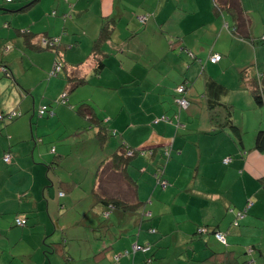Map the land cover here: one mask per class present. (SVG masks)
I'll list each match as a JSON object with an SVG mask.
<instances>
[{
  "label": "crops",
  "instance_id": "0c3cea01",
  "mask_svg": "<svg viewBox=\"0 0 264 264\" xmlns=\"http://www.w3.org/2000/svg\"><path fill=\"white\" fill-rule=\"evenodd\" d=\"M52 1L0 8V28L8 24L0 36L15 46L8 54L0 42V264H264V150L253 137L264 130V106L247 87L264 73V0ZM232 5L241 10L238 29ZM105 24L111 32L95 48ZM157 55L169 59L167 70ZM8 61L24 69L18 85ZM55 61L61 78L45 80ZM212 79L228 89L223 98L206 92ZM181 85L185 111L176 102ZM84 87L107 99L94 105ZM42 107L48 115L36 117ZM229 112L236 130L217 128L211 116L221 122ZM126 149L134 151L128 164L111 169ZM16 217L27 225L15 226ZM134 244L150 251L132 252Z\"/></svg>",
  "mask_w": 264,
  "mask_h": 264
},
{
  "label": "trees",
  "instance_id": "16d2710c",
  "mask_svg": "<svg viewBox=\"0 0 264 264\" xmlns=\"http://www.w3.org/2000/svg\"><path fill=\"white\" fill-rule=\"evenodd\" d=\"M229 12H230L233 20L238 22L237 25H236V28L237 29L240 28L239 26L241 25V15H240L241 14V10H239L238 7H235L234 5H232ZM110 32H111V29L108 27V24L103 25V27L101 29L100 37H99L98 41L95 44V48L100 49L99 46L102 44L103 40L106 39L109 36ZM23 34L27 38H28V36H30V33L27 32L26 30L23 32ZM37 46H38V49L40 47V48L45 49V50H48V49L51 50V48H48V47H45V48L41 47L40 42H39V45L37 44ZM56 46L52 47L53 50L56 49ZM56 52H57V50H56ZM101 69H102V63L98 62L96 70H101ZM242 79H244V76L242 77ZM69 82H70L71 86H74V85H78V84L84 83L85 80L84 79L83 80L82 79H78V81L75 82V80L70 78ZM247 87L249 89V92L251 93V96L253 97L254 102L257 105L264 106V73L256 74L255 76H253L247 82ZM206 92L212 98L217 97V99H218V98H223V96H225L228 93V89L225 88L223 85L219 84L216 80L212 79V80H208L207 83H206ZM222 105L225 107V109L227 111V106H225L224 104H222ZM229 109L230 108H228V110ZM78 110H79V112L84 113L83 112L84 111L83 110V105H81ZM230 116H231V112H229L227 114V116L221 120V122L217 121V119H215L214 116H211V119H212V121L215 124L218 123L216 126L219 129L223 128L224 126H226V127H230V128H233V129L236 130V128L232 125ZM254 149L258 150V151H261V152L264 150V130H259L257 132V134L255 136V147H254ZM53 151L54 150H52V152ZM128 152H131V150L129 151V150L126 149V151L124 153L121 152V153L114 154L112 159H111V161H110V163H109V167H111V169H121L124 166H126L128 164L129 158L131 156H133V154H134V151H132L133 152L132 155L129 156V155H127ZM6 154H8V153H6ZM165 156L168 157L169 154L168 155L165 154ZM163 173H164V171H163V168L161 167L160 169H158L157 173L155 174L156 183L159 186V188H161L162 190H164V189L161 187L160 180L167 181L163 177ZM167 183H168V181H167ZM168 186H169V183H168ZM108 208L111 209L112 206H108ZM26 225H27V223L25 224V226ZM210 261H212V260L208 259L207 261H204L203 264H207V262L209 263ZM220 264H223V263H220Z\"/></svg>",
  "mask_w": 264,
  "mask_h": 264
},
{
  "label": "rangeland",
  "instance_id": "374dc122",
  "mask_svg": "<svg viewBox=\"0 0 264 264\" xmlns=\"http://www.w3.org/2000/svg\"><path fill=\"white\" fill-rule=\"evenodd\" d=\"M17 0H14L13 1V3H10V2H8V3H5L4 2V0H0V8L2 9V10H6V6H12V5H14L15 4V2H16ZM47 1V0H46ZM50 1V3H52L53 1L52 0H48V2ZM45 2V1H44ZM55 7H52V6H50V9H49V11L50 10H53ZM54 12V11H53ZM2 14V11L0 10V15ZM140 17V16H139ZM0 23H2V20L0 19ZM7 27H8V24L6 23V24H4L3 26H2V28H0V34L2 35V34H4L5 33V31L7 30ZM6 35V34H5ZM4 35V36H5ZM4 36H0V42H2L3 43V46H9L10 47V51L8 52V54H11L12 52H14L15 51V46L12 44V42L7 38V37H4ZM0 51H1V56H4V54H2V47H0ZM7 54V55H8ZM166 54V53H165ZM86 55V54H85ZM84 55V56H85ZM160 55H162V54H160ZM160 55H157L155 58H154V60H155V62H160V64H159V66H162V68L165 66V63H167L168 62V58H166L165 59V57H164V59L163 60H161V56ZM165 56V55H164ZM184 63H185V65H184V70H188V67H189V65H190V62H187L186 60H184ZM0 64H1V61H0ZM7 66H8V68L10 69V70H12L13 71V75H14V82H12L11 84H15V85H18V83H19V80H25V78H24V72L22 71V70H24L22 67H21V64H19V63H17V62H11V61H8L7 62ZM53 67V66H52ZM62 69L63 68H61V72H62ZM51 70H52V68L50 69V71H48L47 72V74H46V76H45V80H46V78L49 80V79H52V80H55V79H58V78H61V76H60V74H59V76H53V75H51ZM164 70H167L166 69V67H164ZM60 72V73H61ZM59 73V72H58ZM12 78V77H11ZM8 80H11L9 77L7 78ZM28 79H30V78H28ZM31 80V79H30ZM30 80H28V81H25V82H30ZM83 90H85L84 92V95H83V99H88V98H90L91 99V102L94 104V105H97V103H99V102H103V101H101V99H98V98H106V97H104L101 93H99L98 92V90H96V89H94V88H89V87H84V89ZM44 94V93H43ZM43 94H40V93H36V100H38V99H41L42 97H44V95ZM47 96H48V93L46 94ZM176 96H179L178 98H176L177 100L180 98V94L177 92V94H176ZM107 99V98H106ZM106 99H104V100H106ZM177 100H176V102H177ZM55 103H56V101H54ZM69 106V105H68ZM177 106H178V109H179V111H182L183 109H181L180 107H179V105H178V103H177ZM37 107H39L38 106V102H37V105H36V108ZM15 108H17V105L16 106H13L12 107V109H15ZM9 111H11V110H9ZM8 111V112H9ZM183 111H185V110H183ZM36 112L38 113V109H36ZM48 112H49V110L47 109V112H46V115H48ZM5 113V112H4ZM36 113V117L37 116H39L38 114ZM168 113V112H167ZM179 113V112H178ZM29 114H31V113H25V114H23L20 118H18V119H16L15 120V122L14 123H16V122H18V121H20L22 118H24V117H26V115L27 116H29ZM35 117V118H36ZM164 117V116H163ZM163 117H161L160 119L162 120V121H164L162 118ZM179 118V115L178 114H176V119H178ZM165 118H167L168 120L169 119H173L174 120V124H176V119H174V116H172V118H169V117H167V116H165ZM4 119V117L2 118V119H0V121L1 120H3ZM168 120H166V121H164V122H168ZM3 125H6V124H3V123H0V126H3ZM254 137V139H255V135L253 136ZM90 153H91V151L89 150V149H87V150H84V151H78V153H77V155L76 156H79L80 158H83V157H87V156H89L90 155ZM87 183L88 182H86L85 183V186L83 187V189L86 191V192H84V193H88L89 192V183H88V187H87ZM79 193H81V194H84V193H82V192H78L77 194H79ZM145 215H147V214H145ZM103 216H104V214H103ZM105 217V216H104ZM14 221V220H13ZM20 228H24V227H20ZM152 233H155V232H152ZM61 234L60 233H58V232H56L54 235H53V238H55V239H58L59 238V236H60ZM55 241H57V240H55ZM149 246V245H148ZM150 247V246H149ZM18 254V251L17 250H12L11 252L9 251V253H8V256L6 257V259H8L9 258V256H15V255H17Z\"/></svg>",
  "mask_w": 264,
  "mask_h": 264
},
{
  "label": "built area",
  "instance_id": "2783aa9c",
  "mask_svg": "<svg viewBox=\"0 0 264 264\" xmlns=\"http://www.w3.org/2000/svg\"><path fill=\"white\" fill-rule=\"evenodd\" d=\"M6 1H7V2H10L11 0H6ZM137 19H138V21H139L140 23L144 24V23H145V20H146V17H145V16H140V17H137ZM262 41L264 42V38H263ZM42 44H43V46H52V45H53L52 42H48V41H46V40H43V41H42ZM220 59H221V56H220V55H218V54H213L212 56H210L209 61H210L211 64H217V63L220 61ZM61 68H62V64H61L59 61H55L54 64H53L52 70H51V75H53V76H57V74H58V72H60ZM1 71L5 72V70L2 69V68H1ZM177 92H178L179 94H183V92H184V86H183V85L179 86V87L177 88ZM62 98H63V97H62ZM59 101H61L62 103H64L63 99H62V100H59ZM177 103H178V105H179V107H180L181 109H187L188 106H189V102H188V100H186L184 97L179 98V99L177 100ZM45 112H47V108H46V107H42V108H40V110L38 111V114H39V116H42ZM15 116H17L16 113H11V114L8 115V118H9V119H12V118L15 117ZM2 118H3V117H2V115H1V116H0V119H2ZM162 119H163L164 121L168 120V119L165 118V117H163ZM165 154L168 155V150L165 151ZM127 155L130 156L131 153L128 152ZM10 159H11V158H10V155H9V154H5L4 157H3V161H4L5 163H8V162L10 161ZM229 162H230V159H224V160H223V163H224V164H227V163H229ZM159 180H160V179H159ZM160 183H161V187H162L163 189H166V188L168 187V183H167V181H165V180H160ZM249 206H251V204H248V205H247V208H249ZM247 208H246V209H247ZM246 209H245L243 212H239V213H237V218L241 219V218L243 217L244 213L246 212ZM107 214H108V212H104V216H105V217L107 216ZM147 216H149V215L147 214ZM14 224H15L17 227H24L25 224H26V220H25L24 218H22V217H16L15 220H14ZM233 225L236 226V225H237V222H234ZM151 232H155V230H151ZM197 233H198V234H204V233H207V229H205V228H199V229L197 230ZM213 235H214V237H215V239H216L217 241H219V242H221V243H223V244L225 243V239H224L223 234H221V233H219V232H213ZM135 251H141V252H143V253H147V252L150 251V247H149L148 245L141 247V246H139V245H137V244H134V245L132 246V252H135Z\"/></svg>",
  "mask_w": 264,
  "mask_h": 264
}]
</instances>
